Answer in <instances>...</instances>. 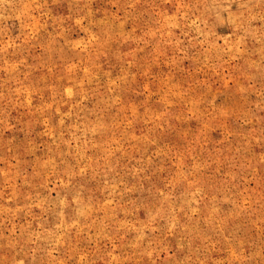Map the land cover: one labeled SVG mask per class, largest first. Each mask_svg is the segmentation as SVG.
Segmentation results:
<instances>
[{"label":"rangeland","instance_id":"obj_1","mask_svg":"<svg viewBox=\"0 0 264 264\" xmlns=\"http://www.w3.org/2000/svg\"><path fill=\"white\" fill-rule=\"evenodd\" d=\"M0 264H264V0H0Z\"/></svg>","mask_w":264,"mask_h":264}]
</instances>
